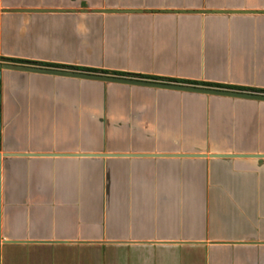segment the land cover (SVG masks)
Segmentation results:
<instances>
[{
  "label": "crops",
  "instance_id": "1",
  "mask_svg": "<svg viewBox=\"0 0 264 264\" xmlns=\"http://www.w3.org/2000/svg\"><path fill=\"white\" fill-rule=\"evenodd\" d=\"M197 10L264 0H0V57L264 90V12ZM0 153V264H264V101L1 70Z\"/></svg>",
  "mask_w": 264,
  "mask_h": 264
},
{
  "label": "water",
  "instance_id": "2",
  "mask_svg": "<svg viewBox=\"0 0 264 264\" xmlns=\"http://www.w3.org/2000/svg\"><path fill=\"white\" fill-rule=\"evenodd\" d=\"M32 11V10H29ZM33 11H40V10H33ZM55 11H68V10H55ZM86 11V10H81ZM95 11H137V10H95ZM183 11V10H177ZM198 12H264V10L260 11H253V10H197ZM1 70H16V71H25V72H36V73H46L51 75H61L67 77H76L81 79H95V80H102V81H112V82H122L128 84H136V85H143L149 87H156V88H166V89H175L179 91H189V92H196V93H204V94H211V95H222V96H229V97H236V98H244V99H254V100H261L264 101V93H255L249 91H236L230 89H220V88H213V87H204V86H196V85H188L182 83H172L165 80H145L140 79L137 77H121L115 75H105L100 73H88L83 71H73L68 69H55V68H48V67H41L34 64H18L12 63L9 61H0V77H1ZM200 155V154H197ZM215 156L219 157H229V156H236L235 154H214ZM3 155L0 153V162L1 157Z\"/></svg>",
  "mask_w": 264,
  "mask_h": 264
},
{
  "label": "trees",
  "instance_id": "3",
  "mask_svg": "<svg viewBox=\"0 0 264 264\" xmlns=\"http://www.w3.org/2000/svg\"><path fill=\"white\" fill-rule=\"evenodd\" d=\"M0 61H9L12 63H19V64H34V65H40V66H47V67H53V68H68L73 70H81L85 72H91V73H100V74H111V75H130L135 76L137 78H144V79H150V80H165L172 83H184V84H192V85H200L205 87H213V88H220V89H230V90H236V91H249V92H255V93H264V90L255 89V88H243L239 86H232V85H225V84H212V83H202V82H194V81H178L174 79H167V78H160V77H154V76H140L135 74H127V73H116V72H108L105 70H98V69H91V68H76L74 66H63V65H57V64H43L39 62H31L26 60H19V59H8V58H1Z\"/></svg>",
  "mask_w": 264,
  "mask_h": 264
}]
</instances>
